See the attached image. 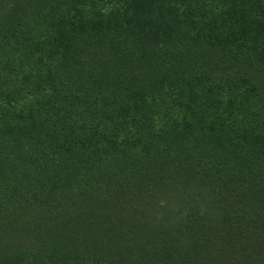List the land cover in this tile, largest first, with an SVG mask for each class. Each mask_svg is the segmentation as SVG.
<instances>
[{
    "label": "trees",
    "instance_id": "obj_1",
    "mask_svg": "<svg viewBox=\"0 0 264 264\" xmlns=\"http://www.w3.org/2000/svg\"><path fill=\"white\" fill-rule=\"evenodd\" d=\"M0 264H264V0H0Z\"/></svg>",
    "mask_w": 264,
    "mask_h": 264
}]
</instances>
